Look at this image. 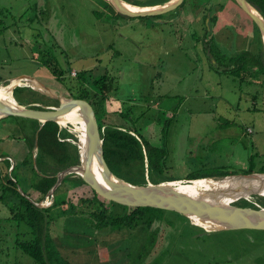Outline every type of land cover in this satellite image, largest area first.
Masks as SVG:
<instances>
[{"label": "rangeland", "instance_id": "rangeland-1", "mask_svg": "<svg viewBox=\"0 0 264 264\" xmlns=\"http://www.w3.org/2000/svg\"><path fill=\"white\" fill-rule=\"evenodd\" d=\"M213 1L219 0L209 2ZM209 2L185 0L160 15L120 19L107 13L99 0H0V76L4 79L0 86L28 75L70 97L77 90L78 71L92 70L95 75L108 71L116 88L110 98L129 116L114 113L105 123L133 128L160 146L162 127L170 120L165 158L158 170L146 169L147 184L164 178L186 180L191 172L241 173L251 155L255 171H260L264 169V75L246 74L239 80L221 71L225 59L221 55L243 50L258 53L261 32L235 1L222 0L221 11H216L217 5L207 10ZM55 70L62 72V80ZM30 89L33 92L22 96L31 97L33 104L55 106L53 100ZM98 118L102 124L101 115ZM2 119L0 190L12 178L19 182L21 194L44 206L53 203L52 197L42 194L37 199L30 186L34 171L19 164L27 151L16 138L25 131L23 119ZM70 127L69 132L79 137L78 148L80 132L75 124ZM6 157L11 165L18 164L12 172L2 161ZM61 185L58 198L66 197L71 203L94 196V190L79 180ZM256 196L254 201L245 200L253 208H264V198ZM99 198L109 204L105 197ZM111 211L120 209L110 205ZM9 216L0 202V264H36L13 247L15 234H25L27 229L23 224L17 227ZM71 221L68 227L64 217L49 224L52 245L59 251L55 264H152L155 259L158 264H264V230L260 229L207 230L166 210L163 221L153 223L152 230H161L150 240L139 226L95 230L88 217ZM144 247H150L146 256Z\"/></svg>", "mask_w": 264, "mask_h": 264}, {"label": "trees", "instance_id": "trees-1", "mask_svg": "<svg viewBox=\"0 0 264 264\" xmlns=\"http://www.w3.org/2000/svg\"><path fill=\"white\" fill-rule=\"evenodd\" d=\"M99 1L102 3L103 9L112 17L120 19L130 18L116 12L107 0ZM124 1L147 7L148 5L164 3L167 0L150 4H144L139 0ZM198 1L209 2L212 0ZM247 1L264 16V0ZM184 2L185 0H183L180 5L184 4ZM214 5H217L216 11H221L225 6L222 0L213 1V3H207V10L212 11ZM93 12L99 14L97 10H93ZM216 17L217 16L213 17L214 21H216ZM1 23L2 20H0V24ZM256 27L258 28L257 25ZM1 33L2 28L0 27V34ZM205 37H207V35ZM259 43V51L256 54L248 50H243L232 56H222L220 52H218L222 58H225L222 62L223 69L221 71L235 78H239V80H242L246 74L251 76V78L264 75V43L261 33ZM214 56L213 54L212 57ZM218 60L216 59V63ZM49 62L50 59H48V63ZM53 73L58 80L63 79L60 70H55ZM2 80L4 79L0 76V81ZM251 80L252 79L249 81ZM74 81L75 86L77 85V90L72 92L73 89L69 88L68 92H72L69 93L71 98L84 99L93 106L99 124L103 156L109 169L117 176L131 183L147 185L146 169L148 168L150 170L153 168L154 170H158L160 168L159 161H163L165 158L166 151L164 144L165 137L169 133L170 120H166L162 127L161 145L155 146L144 139L142 135L133 128H123L105 123L107 117L114 113H120L123 117L129 116L124 111H121L120 107L116 106L115 100L110 98V92L114 91L116 88L114 85V78L108 71L103 74L95 75L92 73V70H80L77 72ZM25 91L33 92L27 86H18L13 90L12 95L19 104L38 109L44 108V104H33L36 101L32 100L31 97L22 96ZM42 95L53 100L55 102L54 105L58 106V100L44 94ZM98 114L101 115L102 124L99 123ZM6 117L9 116L3 118ZM15 117L23 119L21 125H23L22 128H25V131L22 136L16 138L22 139L27 148L26 155L19 164L22 166H31L36 177L31 181L30 186L45 197L55 184L58 172L80 163L77 145L70 141H66V139H69L75 142L77 138L69 133L66 128H61L60 124L55 121H46L42 124V122L37 119L21 116ZM34 149H36L35 155ZM2 161L6 163V168L8 170L11 167V161L7 157ZM248 165V168L241 172L242 174L264 172V169L255 171L252 155L248 158ZM17 166L18 164L14 163L11 172L15 170ZM238 173L239 172L231 170L220 172H191L186 175V180L206 177L223 178ZM148 176L150 179L149 171ZM78 180L85 183L81 176L73 174L65 177L62 185L72 181L78 182ZM169 180L177 179L164 178L156 183ZM18 184L19 182L14 181L12 178L6 179L0 190V202L4 203V206L8 209L10 213L8 219L10 221L14 222L19 228L21 224H23L27 229L25 234L21 232V235H28V238L21 237L20 233L15 234L13 247L29 255L36 264H55L58 262L59 251L56 249L57 247L52 245L53 239L49 234V224L60 217L66 219L67 227L72 224L71 219L77 218V216L88 217L95 230H102L104 228L117 231L123 229L131 230L139 226L146 237L150 240H154L161 228L152 230L153 223L157 221L162 222L166 212V210L159 208L127 206L114 201H109V204H106L104 200L99 198V195L95 191L92 198H82L79 203L74 204L66 197L63 199L60 197L58 198L57 191L60 187L56 189L54 201L50 206L38 207L29 198L21 194L18 190ZM243 201V203H238L236 205L254 207L253 204L245 199ZM110 205L112 207H119L120 211L109 212ZM86 206H89V208L85 209ZM176 214L189 220V218L184 215L179 213ZM149 249L144 247L145 254L143 256L149 253ZM152 264H158L157 260L155 259Z\"/></svg>", "mask_w": 264, "mask_h": 264}, {"label": "water", "instance_id": "water-1", "mask_svg": "<svg viewBox=\"0 0 264 264\" xmlns=\"http://www.w3.org/2000/svg\"><path fill=\"white\" fill-rule=\"evenodd\" d=\"M107 1L113 6L116 12L128 17L160 15L178 7L183 2V0H168L162 4L147 6L148 8L146 7V10H131L123 4V0ZM234 1L258 26L264 43V16L247 0ZM16 78L21 81L25 78L35 80L41 85L42 89H37L29 84H23V82H21L11 87V95L15 87L28 86L44 95L58 100L59 104L58 106H44V108L38 109L18 104L17 101L16 105H14L10 101L0 97V118L5 116H21L37 119L42 122V124L46 121H55L60 124V119L66 113H70L76 108L83 118V153L80 150V143L78 145L80 163L58 172L57 180L46 196L54 198L56 189L62 184L65 177L77 174L81 176L85 183L97 194L105 197L109 201H114L119 204L134 207L159 208L179 213L189 219L195 217L209 225H215L213 230L216 231H230L232 229L244 228L264 230V208L256 209L250 206L233 204V202L240 198L261 193L262 190H264V172H252L248 174L238 173L223 178L206 177L217 178L219 181L235 177L246 178L250 180L249 182L253 181L254 178H262V180L258 183H248L242 186H228L219 191L217 189L210 190L201 195L165 185L163 183L164 181L149 183L147 185L131 183L117 176L109 169L103 156L102 139L99 133L100 129L97 117L93 106L88 101L79 98H71L60 92L57 93L54 89L41 84L38 80L28 75H19ZM11 79L13 78H10L9 82ZM9 82L7 84H9ZM13 165L14 164H12L10 168H12ZM95 165L97 167H95L96 169L94 168ZM220 197L225 200H230L226 203L219 200L218 198ZM29 199L38 207L47 206L42 205L41 201Z\"/></svg>", "mask_w": 264, "mask_h": 264}, {"label": "bare ground", "instance_id": "bare-ground-1", "mask_svg": "<svg viewBox=\"0 0 264 264\" xmlns=\"http://www.w3.org/2000/svg\"><path fill=\"white\" fill-rule=\"evenodd\" d=\"M123 4L131 9V10H146L147 8L144 6H138V5H134L131 4L129 2H126L123 0ZM21 82H23V84H29L30 86L34 87V88H40L42 89L41 85L35 81L32 80L30 78H25L23 81H21L18 78H13L10 80L9 84H7L6 86L1 87L0 86V97L6 99L7 101H10L12 104L16 105V100L14 99V97L11 95V87L13 85L16 84H20ZM60 124H72L77 127V129L80 132V150L83 153L84 150V144H83V131H84V122H83V118L82 115L80 114L79 110L76 108L73 111H71L70 113H66L61 119H60ZM74 122V123H73ZM77 123V124H76ZM81 153V154H82ZM82 157V155H81ZM96 167V165L94 166V168ZM97 168V167H96ZM95 168V169H96ZM262 178H254L253 181L249 182L250 180L246 179V178H228L227 180L224 181H219L217 178H200V179H194L192 181H185V180H169V181H164L163 183L165 185L171 186V187H176L182 190H186L188 192H191L193 194H204L206 192H209L210 190H220V189H224L227 188L228 186H242L244 184H248V183H258L259 181H261ZM257 195V196H256ZM253 196H256V198L258 197H262L264 198V190H262L261 193H256V194H252V195H247L245 197H243V199H247L250 201H254L255 198H252ZM216 197V196H215ZM219 200H222L223 202H229V200H225L223 198H218ZM191 220L195 223L198 224L202 227H204L207 230H213L215 228V225H209L208 223H205L195 217H191Z\"/></svg>", "mask_w": 264, "mask_h": 264}, {"label": "built area", "instance_id": "built-area-1", "mask_svg": "<svg viewBox=\"0 0 264 264\" xmlns=\"http://www.w3.org/2000/svg\"><path fill=\"white\" fill-rule=\"evenodd\" d=\"M74 74V72H72V75ZM60 126H61V128H66V130H68V132H69V129L71 128L70 126H72V125H70V124H60ZM69 133H71V132H69ZM71 134H73V133H71ZM74 137H76L77 139L79 138L78 137V135H74ZM66 141H70L71 143H73V144H75V142L74 141H71V140H69V139H66ZM185 181H187V180H185ZM47 198H51V196L49 197V196H47ZM53 199V201H54V198H52ZM51 204H52V202H51ZM51 204H48L47 206H50Z\"/></svg>", "mask_w": 264, "mask_h": 264}, {"label": "crops", "instance_id": "crops-1", "mask_svg": "<svg viewBox=\"0 0 264 264\" xmlns=\"http://www.w3.org/2000/svg\"><path fill=\"white\" fill-rule=\"evenodd\" d=\"M168 1V0H167ZM166 2V1H165ZM156 5V4H155ZM54 90H56V89H54ZM113 100H115V99H113ZM116 103V102H115ZM2 120H6V118H4V119H2ZM1 121V120H0ZM146 139V138H145ZM147 140V139H146ZM148 141V140H147ZM18 142H23V140L22 139H19L18 138ZM17 142V143H18ZM149 142V141H148ZM24 143V142H23ZM150 143V142H149ZM151 143H153V142H151ZM153 145H155V146H158V145H156L155 143H153ZM33 189V188H32ZM33 191H34V193H35V195H36V197H37V199H38V195L39 194H41L40 192H38V191H36L35 189H33ZM36 200V199H35Z\"/></svg>", "mask_w": 264, "mask_h": 264}]
</instances>
